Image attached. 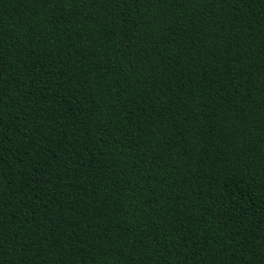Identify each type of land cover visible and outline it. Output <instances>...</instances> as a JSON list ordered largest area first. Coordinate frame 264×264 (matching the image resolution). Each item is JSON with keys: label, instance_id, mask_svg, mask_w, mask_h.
I'll return each instance as SVG.
<instances>
[{"label": "trees", "instance_id": "16d2710c", "mask_svg": "<svg viewBox=\"0 0 264 264\" xmlns=\"http://www.w3.org/2000/svg\"><path fill=\"white\" fill-rule=\"evenodd\" d=\"M0 264H264V0H0Z\"/></svg>", "mask_w": 264, "mask_h": 264}]
</instances>
